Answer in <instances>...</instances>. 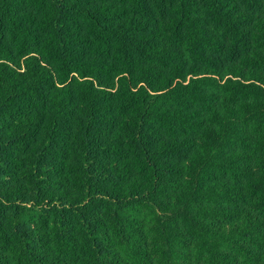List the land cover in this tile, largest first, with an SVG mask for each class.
Returning <instances> with one entry per match:
<instances>
[{
	"label": "trees",
	"instance_id": "1",
	"mask_svg": "<svg viewBox=\"0 0 264 264\" xmlns=\"http://www.w3.org/2000/svg\"><path fill=\"white\" fill-rule=\"evenodd\" d=\"M0 264H264V0H0Z\"/></svg>",
	"mask_w": 264,
	"mask_h": 264
}]
</instances>
